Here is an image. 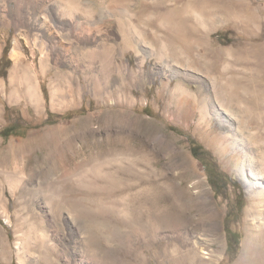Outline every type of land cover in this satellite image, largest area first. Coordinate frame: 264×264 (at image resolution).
Masks as SVG:
<instances>
[{
    "label": "rangeland",
    "instance_id": "1",
    "mask_svg": "<svg viewBox=\"0 0 264 264\" xmlns=\"http://www.w3.org/2000/svg\"><path fill=\"white\" fill-rule=\"evenodd\" d=\"M68 1L63 17L60 0L50 2L53 37L15 26L11 8L2 11L10 23L0 22V264H80L67 231L57 253L39 246L33 209L41 212L48 196L86 226L83 264H199L180 236L207 230L204 188L218 213L205 245L213 264H264L263 234L250 253L244 247L248 199L211 144L220 128L208 113L220 99L246 106L264 142V0ZM138 30L149 54L133 48ZM12 52L34 75L37 106L12 80ZM176 85L202 91L204 106L177 101ZM213 164L227 180L219 193ZM30 177L38 185L22 192ZM139 221L154 229L144 244Z\"/></svg>",
    "mask_w": 264,
    "mask_h": 264
},
{
    "label": "bare ground",
    "instance_id": "2",
    "mask_svg": "<svg viewBox=\"0 0 264 264\" xmlns=\"http://www.w3.org/2000/svg\"><path fill=\"white\" fill-rule=\"evenodd\" d=\"M10 2L11 4H9ZM50 2L51 0H0V22L7 25L10 23L2 13V11H4L3 8L7 7L6 9H8L9 7L14 14L11 23L15 26H30L32 29H39L41 27L46 30L48 36L52 35L53 37L55 28L53 30L52 24L54 23L57 26L58 24L55 23L56 21L54 22L52 14L49 11ZM56 7L62 17L71 14L68 13V8L73 9L72 1L68 0H60V3H57ZM77 18L78 17H75V19ZM61 24L63 25L64 23ZM61 24L59 26H61ZM94 37H96V35L93 36V38ZM136 38L137 43L133 48L137 49L136 51L138 53L144 51V53L149 54V50L147 49L148 45L143 39V33H140L138 30ZM12 57L14 60L11 68L12 80L17 79L19 84H22L21 87L23 86L24 93L27 95L30 102H33L32 104L37 106V104H39V96L34 75L30 71V68L22 63V59L18 52H12ZM75 82L77 84V86L75 85L76 87L81 85V79L79 76H76ZM4 85V82L0 81V89L2 91L4 90ZM174 92L179 95L177 101L180 103L187 102L190 106L194 107H200L199 105L204 106L205 104L206 96L200 90L192 92L190 89L183 87L182 85H176ZM202 109L203 108L201 107L202 118H200V120L204 121V117L202 116L204 111ZM208 113L209 115L213 114L215 116L217 126L220 128L219 132H216L213 128L211 129V144L216 146L226 155L225 158H227V161L235 167L238 179L245 188V194L248 199L247 212L249 215L250 229L246 234L244 247H247V252L250 253L251 248L257 246L260 237L262 234L264 235V142L261 138L262 130L261 127L255 123L254 116L252 113L248 112L246 106L242 107L237 103L234 104L231 100L229 101V99H220L219 103L213 107L212 113H210V111ZM15 177L16 175H14V173H10L7 178L8 181L11 182L16 179ZM35 184L38 185L37 182H33L32 177L28 178V181L23 184L22 192H24L26 188L30 190L34 189L35 187L33 185ZM196 184V186L199 184L201 185V182ZM27 185L30 186L27 187ZM13 188L10 184L9 190L12 195L16 192ZM199 194L201 200H198L202 204V213L205 218L207 230L191 231L190 229H186L184 235L180 237L184 241L186 250L192 253L193 260L199 258V264H213V254L205 249V245H209L215 240L212 237L210 238V235L217 234L218 213L216 207H213L212 204H210L211 199L206 188L202 189V192ZM3 195L4 192L2 188L0 197ZM52 200H54L53 196H48V200L44 202L43 207L45 208L40 209L41 212L33 209V213L37 216L39 225L41 226L40 234L42 236L40 238L41 244L39 246L42 248L47 246V249L57 253V245H64L67 242L65 233L60 232L67 231V233L70 234L69 244L74 253L81 256L78 260L80 261V264H83V257H85V253L87 254L88 252V241L83 236L86 226L82 224L76 226V223L71 221L74 220L71 214L72 208L63 205L58 201H56L58 203L54 204V201ZM124 212L127 211L124 210ZM48 221L51 223H48ZM32 224L33 228H36L35 223ZM48 227L54 228L53 231L51 230V235L48 234ZM153 230L152 226L148 223L139 221L136 224L135 232L140 235L142 243L144 244L147 242L148 237L152 234ZM50 239L55 240V242L48 243V240ZM29 246L30 244H27L25 248L29 249ZM42 252L44 251H41V253ZM92 255L93 254L90 256L96 257L94 256L95 253L93 256Z\"/></svg>",
    "mask_w": 264,
    "mask_h": 264
},
{
    "label": "trees",
    "instance_id": "3",
    "mask_svg": "<svg viewBox=\"0 0 264 264\" xmlns=\"http://www.w3.org/2000/svg\"><path fill=\"white\" fill-rule=\"evenodd\" d=\"M221 36V34H218V37H220ZM9 128H11V127H9ZM7 129V128H6ZM197 147L194 145L192 148H191V151H192V153L195 155V156H199V153H198V149H196ZM215 164H213L212 165V169H207V171H208V173H209V180H210V183L212 184V186L214 187V190H215V192H217V193H219V192H221V189L223 188V187H225V185L227 184L226 182H227V180L225 179V176H224V174H222V173H220V172H216L215 170H214V168H215ZM213 178H217L218 180H219V185H220V187H218L216 184H215V181L213 180ZM235 235V239H234V243L235 244H237L238 243V234L237 233H235L234 234Z\"/></svg>",
    "mask_w": 264,
    "mask_h": 264
}]
</instances>
